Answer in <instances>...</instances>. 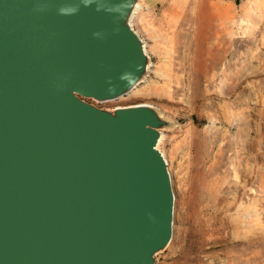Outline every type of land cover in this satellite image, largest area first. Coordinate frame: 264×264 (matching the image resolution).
Segmentation results:
<instances>
[{"label":"water","instance_id":"95a60500","mask_svg":"<svg viewBox=\"0 0 264 264\" xmlns=\"http://www.w3.org/2000/svg\"><path fill=\"white\" fill-rule=\"evenodd\" d=\"M147 0H0V264H157L175 193L153 104Z\"/></svg>","mask_w":264,"mask_h":264},{"label":"rangeland","instance_id":"374dc122","mask_svg":"<svg viewBox=\"0 0 264 264\" xmlns=\"http://www.w3.org/2000/svg\"><path fill=\"white\" fill-rule=\"evenodd\" d=\"M132 23L147 74L97 104L147 102L170 121L173 236L157 264H264V0H147Z\"/></svg>","mask_w":264,"mask_h":264},{"label":"bare ground","instance_id":"6f19581e","mask_svg":"<svg viewBox=\"0 0 264 264\" xmlns=\"http://www.w3.org/2000/svg\"><path fill=\"white\" fill-rule=\"evenodd\" d=\"M191 1V0H190ZM185 2V1H184ZM201 2V1H200ZM183 3V2H182ZM208 3H209V1H208ZM195 4V3H194ZM200 5V4H199ZM190 6V5H189ZM205 8H206V6H204ZM136 8V11L134 12V13H136L137 12V10L139 9V7L138 6H136L135 7ZM192 8V7H191ZM204 8V9H205ZM188 9V8H187ZM197 10H199V9H197ZM220 10V9H219ZM193 11V10H192ZM191 11V12H192ZM205 11V10H204ZM211 11H213L212 9H211ZM215 12V11H214ZM193 13V12H192ZM195 13V12H194ZM207 13H208V11H207ZM209 13H210V11H209ZM220 13V12H219ZM247 13V12H246ZM220 14H222V13H220ZM189 15V14H188ZM191 15V14H190ZM194 15V14H193ZM216 15V14H215ZM196 17V16H195ZM217 17V16H216ZM220 17V16H219ZM192 18V17H191ZM190 20V19H189ZM190 23H192V22H190ZM188 24V23H187ZM168 35V34H167ZM185 36V35H184ZM192 37V36H191ZM163 38H164V36H163ZM167 39V38H166ZM165 41V40H164ZM192 41H194V40H192ZM194 43V42H193ZM187 44V43H186ZM186 46V45H185ZM188 48V47H187Z\"/></svg>","mask_w":264,"mask_h":264}]
</instances>
